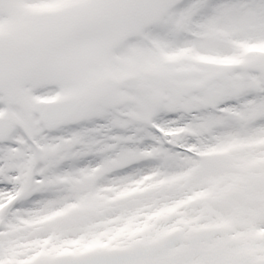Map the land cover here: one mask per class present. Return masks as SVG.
Listing matches in <instances>:
<instances>
[{
	"label": "snow or ice",
	"instance_id": "obj_1",
	"mask_svg": "<svg viewBox=\"0 0 264 264\" xmlns=\"http://www.w3.org/2000/svg\"><path fill=\"white\" fill-rule=\"evenodd\" d=\"M0 264H264V0H0Z\"/></svg>",
	"mask_w": 264,
	"mask_h": 264
}]
</instances>
